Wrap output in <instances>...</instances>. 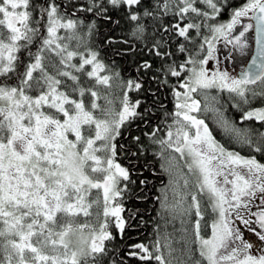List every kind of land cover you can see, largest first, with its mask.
I'll use <instances>...</instances> for the list:
<instances>
[{
    "label": "snow or ice",
    "instance_id": "6c2138e0",
    "mask_svg": "<svg viewBox=\"0 0 264 264\" xmlns=\"http://www.w3.org/2000/svg\"><path fill=\"white\" fill-rule=\"evenodd\" d=\"M141 5L142 0H91L77 7L110 18L109 6H126L131 35L140 40L147 33L145 19L173 17L158 28L165 35L171 31L169 39L187 57L159 69L163 83L169 74L176 78L171 85L174 109L165 114L164 129L154 126L147 137L159 146L156 155L166 158L161 168L174 185L173 202L165 195L162 207L180 217L184 233L190 225L193 237L185 242L186 260L173 256L171 237L161 240L159 230L151 247L130 245L140 251L128 255L145 264L149 259L156 264H264V162L225 146L200 115L202 110L217 114L230 140L264 154V102L251 104L257 97L264 101V0H243L233 6L230 19L219 22L226 7L222 0H155L142 10ZM35 11L31 0H0V264H104L106 242L114 239L109 216L121 233L125 224L122 200L130 173L117 159L123 147L117 137L125 122L140 115L141 101L132 102L129 90L140 89L141 82L125 81L100 58L91 41L95 18H66L56 0H49L38 18ZM252 28L255 51L245 35ZM221 39L251 56L239 74L220 66L216 45ZM163 43L157 40L151 48L157 56L174 57L171 50L162 51ZM22 48H28L27 63L19 55ZM213 59L216 66L210 68ZM141 63L145 69L152 66L149 60ZM13 77L15 82H9ZM224 92L234 107L243 102L239 120L252 121L255 128L224 114ZM94 205L103 209L98 228L79 223L78 215H92ZM209 217L210 234L205 232ZM238 224L247 226L257 242L245 239ZM107 264L123 261L113 258Z\"/></svg>",
    "mask_w": 264,
    "mask_h": 264
},
{
    "label": "trees",
    "instance_id": "16d2710c",
    "mask_svg": "<svg viewBox=\"0 0 264 264\" xmlns=\"http://www.w3.org/2000/svg\"><path fill=\"white\" fill-rule=\"evenodd\" d=\"M48 2L49 0H31V5L36 10V18L40 16V10L47 7ZM242 2L243 0H222L226 7L221 10L217 22L230 19L233 6H238ZM56 3L60 6L66 18L69 15L77 19L84 18L86 21H91L95 18V30L91 41L92 45L99 50L100 58L104 60L110 70L119 71L125 81L132 79L133 81L139 80L141 82L140 89H136L133 86L129 90V97L132 102L137 99L141 101L137 109L140 115L133 118L131 122H125L121 136L117 137L118 143L123 145L118 152L117 159L129 169L130 173V180L127 181L128 189L122 200L124 205L122 217L125 224L121 233L113 216H109L107 227L113 233L114 239L106 242L109 252L104 257V264H107L113 258L118 262L123 261V264H145V261L140 257L128 255L130 251H140L139 249L131 248L130 245L143 242L151 247L156 239L157 230H159L161 240L166 234L171 237L172 246L175 249L173 256L178 261L186 260L188 256L187 252L184 251L185 242L191 243L193 229L188 225L189 231L184 233L180 217L178 215L174 216L168 209L162 207V200L165 195H167L169 203L173 202L172 189L174 185L170 184V173L166 168H161L162 163L167 166L166 158L156 155V150H158L159 146L153 145L147 137V133L152 131L154 126L164 129V122L169 118L165 114L171 113L174 109L171 85L175 83L176 78L169 74V82L163 83L164 73L159 69H161L163 64L171 62L172 59L182 61L187 57V53L179 52L175 41L169 39V36L174 34L169 31V34L165 35L162 28H158V25L163 23H171L173 17L169 14L156 20L145 19L144 23L148 26L147 33L145 38L140 40L131 35V21L128 17L126 6L122 8H111L109 6L106 16L110 18H105L104 16L96 17L94 13H86L78 9L77 6L79 4L88 5L91 0H56ZM154 3L155 0H142L141 10L154 5ZM46 20L47 13L45 11L43 21L46 22ZM42 31L46 34V28H43ZM60 31L63 30L61 29ZM190 34L194 36L195 30L191 29ZM109 36L113 37L112 41L108 40ZM157 40L164 42L162 51L171 50L175 53V56L167 59L157 56L156 50L151 48V44ZM180 40H183V38L181 37ZM38 46L37 42L31 45L30 48L35 51ZM193 48L194 46L190 47L189 50L191 51ZM19 55L24 63H27L29 59L28 48H22ZM144 60L151 61L152 66L149 69H145L142 66L141 62ZM0 82H2V78H0ZM9 82L14 83L15 77ZM256 87L259 89L261 86L257 84ZM209 91L215 94L218 90L211 89ZM120 94L119 90H117L116 95L119 96ZM198 98L202 100V103L204 102L203 93ZM223 101L222 108L228 118L234 120L237 124L247 123L255 128V124L252 121L242 122L239 120L242 109L245 108L243 102H240V107H234L232 98L228 96L227 92L223 93ZM100 102L103 103V100L101 99ZM209 102H212L211 97H209ZM262 102L264 101L257 97L251 104L252 106H259ZM116 103L119 104V99L116 100ZM200 115L206 119L216 139L224 143L225 146L241 152L242 155L255 154L257 159L264 162V154L255 153L252 149L229 139L216 122L218 119L217 114L202 110ZM144 121H148V124L145 125ZM135 137H139V142L134 139ZM140 145L144 147H140ZM170 154L171 152L169 151L166 156ZM179 166L183 168L185 173L188 171L182 161L179 162ZM171 176L173 178L176 177L175 170L171 173ZM180 185L183 186L182 178L180 179ZM165 186H167L166 193ZM93 192L95 193V190ZM100 195L102 202V193ZM92 198L95 199V194ZM97 211L100 213L99 217L96 215ZM206 211L210 213V208ZM103 219L102 207L97 209L95 205L92 208V215L86 217L83 214H79L77 217L79 223L92 224L96 227ZM210 230L209 217L208 227L205 232L210 234ZM193 247L195 246L193 245ZM195 255L198 257L199 253L197 252ZM147 264H156V262L149 259Z\"/></svg>",
    "mask_w": 264,
    "mask_h": 264
},
{
    "label": "rangeland",
    "instance_id": "374dc122",
    "mask_svg": "<svg viewBox=\"0 0 264 264\" xmlns=\"http://www.w3.org/2000/svg\"><path fill=\"white\" fill-rule=\"evenodd\" d=\"M244 20H245V22H247L248 18H244ZM239 27H240V25H237V28H239ZM252 33H253V28L249 29L248 32L245 34L249 39L248 48L251 50H252V46H253ZM216 49H217V54H218V58L220 61V66L222 68L228 69V71L232 74H237V69L240 68L247 61L248 57L250 56L247 54L242 55L239 51L233 50L231 45L225 46V43L222 39L217 43ZM215 66H216V60H214V59L210 60L208 67L214 68ZM121 215H122V213H121ZM113 218H114V221L116 223L115 217H113ZM116 226H117V224H116ZM238 226L240 227L241 231L243 232L245 239L253 241L254 243L257 242L258 238L256 237V235L253 232L250 231V229L247 226H245L243 224H238ZM85 231H88V229H85Z\"/></svg>",
    "mask_w": 264,
    "mask_h": 264
},
{
    "label": "water",
    "instance_id": "95a60500",
    "mask_svg": "<svg viewBox=\"0 0 264 264\" xmlns=\"http://www.w3.org/2000/svg\"><path fill=\"white\" fill-rule=\"evenodd\" d=\"M252 35H253V47H252V51H255V28H253V34ZM250 59H251V56L248 57L247 61L250 60ZM247 61L244 63L243 66H245L247 64ZM243 66H241L237 70V74H239L241 72Z\"/></svg>",
    "mask_w": 264,
    "mask_h": 264
}]
</instances>
